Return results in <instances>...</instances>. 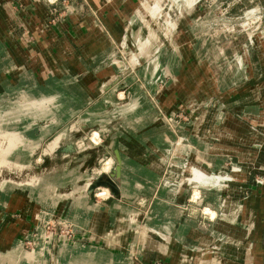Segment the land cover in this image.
I'll use <instances>...</instances> for the list:
<instances>
[{"label": "crops", "instance_id": "0c3cea01", "mask_svg": "<svg viewBox=\"0 0 264 264\" xmlns=\"http://www.w3.org/2000/svg\"><path fill=\"white\" fill-rule=\"evenodd\" d=\"M255 1L217 0V3L225 11L236 10L235 14L241 15L238 18L246 20L250 11L264 14V0ZM149 2L152 18L157 12L162 14L167 4V0ZM142 3L134 7L140 15L148 4ZM120 16L117 7L107 5L105 0H0V102L6 101V94L15 106L22 101L53 100L60 110L50 121L60 124L72 121L84 110L78 119L80 128L103 120L106 104L100 95L105 85H109L107 89L112 87L115 78L111 63H106L110 41L105 26L116 38L117 30L113 29ZM230 38L235 49L230 60L227 56L222 58L223 62L215 57L212 60L204 52L209 80L228 84L232 94L241 88L243 92L247 88L263 90L264 30L252 33L237 30L230 33ZM252 46L256 49L253 56ZM202 55L198 50L199 59ZM193 73L200 76L197 69ZM166 86L178 91L186 88L176 80ZM173 91L172 96L161 100L170 121L179 107L178 94ZM246 100L249 102V97ZM255 100L264 101V90ZM255 104L245 108L255 110L253 122L264 127V106ZM242 106L237 105L239 112L245 109ZM128 110L120 125L123 130L113 145L122 159L121 178L116 181L120 199L111 195L96 200V195L88 194L94 180L91 177L84 179L82 186L78 185L80 178L75 179V188L69 194L59 192L50 178L40 180V187L33 189L28 183H0V264H138L135 255L145 264H264V182H250V175L241 169L234 175L235 190L234 186L224 185V189L233 192L230 194L235 201H226L223 218L211 223L218 210L208 203L206 210L210 212L197 213L187 222V216H191L187 209L172 207L168 199L158 200L160 194L153 195L151 190L154 150L168 145L164 142L170 138L169 126L147 99L139 97ZM13 111L0 117V125L9 124L11 118H6V123L4 117L15 114ZM188 112L195 121L200 120L196 110ZM56 126L12 130L5 127L0 136V154L4 153L14 166L38 169L40 158L32 160L28 152L36 156L48 130ZM187 127L175 132L178 138L191 139L193 135L190 126ZM245 127L229 114L218 129L231 133L236 148L254 151L258 143L239 139ZM94 135L99 138L97 132ZM216 136L225 142L220 131ZM57 143L52 144V154L57 152ZM212 150L216 153L218 146ZM221 157L216 160V168L228 164V159ZM241 161L244 165L248 163L243 157ZM204 164L201 162V167ZM190 170L192 177L185 181L196 184L206 181V170L199 166ZM100 190L103 188L97 189ZM243 191L251 194L243 197ZM145 202L148 210L142 222L138 215ZM237 217L240 218L237 225L230 226V219ZM48 224L54 226L52 232L47 231ZM68 228L70 233L65 231ZM156 231H161L162 236H157ZM222 234L227 236L221 250L223 257L214 256L211 250L188 254L192 243L202 247L218 245Z\"/></svg>", "mask_w": 264, "mask_h": 264}, {"label": "rangeland", "instance_id": "374dc122", "mask_svg": "<svg viewBox=\"0 0 264 264\" xmlns=\"http://www.w3.org/2000/svg\"><path fill=\"white\" fill-rule=\"evenodd\" d=\"M105 1L107 5H115L117 14L120 13L121 16L120 19L117 17V26L113 29L117 30L116 38L111 36L112 34L105 26V33L110 41L106 63H111L115 70V78L112 87L107 89L109 85H105L102 96L100 95L106 104L105 114L101 116L103 120L91 123L89 127L80 128L78 119L83 110L74 117L73 123L70 120L60 124L50 121V117H56L60 110L53 100H45L44 103L22 101L15 106L8 100L11 96L4 95L6 101L0 102V117L11 110H15L13 111L15 114L4 117L5 120L6 118L11 119H9V124L0 125V136L2 132H5L3 131L5 127L12 130L24 126H33L38 129L51 125L57 126L48 130L42 142L41 151L37 152L36 156L32 151L28 152L32 160L40 158L38 169L32 166H14L7 161L4 153H1L0 183L9 181L16 185L28 183L30 189H33L35 186L40 187V180L50 178L59 192L69 194L73 192V181L77 178H80L78 185L82 186L85 183L84 179H89V177L94 179V183L104 176H110L116 167L122 164L121 154L118 149L113 148V145L123 130L120 126L123 123V117L129 113L128 109L133 106V102L141 97L147 99L157 113L163 116L170 133L169 140L167 141L166 138L164 142L168 145H161L154 150L153 163L150 166L154 177L152 194H160L157 197L158 200L168 199V203L176 209H182V211L187 209L186 212L191 214L187 216V222L192 220L197 213L208 212L207 204L213 203L218 211L211 223L217 222L223 218L225 202L235 201L230 194L233 192L230 189H224V185L234 186L236 183L234 175L244 169L247 175H250V182L264 180V127L253 122L252 117L255 115V110L245 108L255 103H262L261 105L264 106V101L256 102L259 100H255V96L264 89L258 91V89L251 88L249 91L247 88L243 92L241 88L232 94L228 84L214 83L209 80L205 70L206 61L203 59L204 52H207L206 55L212 60L215 57L223 62L224 56L230 60V56L235 53L233 43L230 42V33L233 30H243L241 25L246 23V20L239 19L241 15H236V10L225 11L224 6L218 4L217 0H167L163 13L157 12L153 18L151 17V2H149L151 0ZM138 3L140 5L148 3L143 15L135 11L134 7L138 6ZM218 7H222L223 11ZM248 17L252 18V16ZM250 21L254 23L249 22V29L246 30L248 33L264 30V20L263 23L252 19ZM252 47L254 50H250L251 56L256 53V49ZM198 50L203 54L201 59L198 58ZM194 69L200 72V76L193 73ZM173 80L184 83L185 90L178 91L166 86ZM172 91L178 94L179 107L174 112L173 120L170 121L169 113L164 110L161 100L164 96H172ZM16 93L19 92L16 91ZM248 97L249 102L246 100ZM239 104L244 105L242 106L245 108L243 111H238L237 105ZM194 110L200 118L198 121H195L188 112ZM229 114L246 125L240 132L239 139L258 143L254 151L251 148H236L234 138H230L231 133L225 132L222 128L218 129L219 124H223ZM6 123H8L7 120ZM187 126H190V134L193 135L191 139L190 137L178 138L177 131L187 130ZM219 131L223 138H226L224 143L216 136ZM95 132L99 134L97 143L92 138ZM53 143L58 144L55 154L51 152ZM215 145L219 149L216 153L212 150ZM67 146H73L74 151L63 152L62 150ZM101 147L105 149L101 150ZM116 156L120 157L121 164L118 163ZM220 157L228 159V164L216 168V160ZM241 157L248 162L246 165L242 163ZM110 161V170H105L106 163ZM201 162L205 163L203 167H201ZM196 166L207 171L206 181L202 184L185 181L186 178L192 177L190 169ZM96 191L94 195H97L98 191ZM109 192L110 196L120 199V192L118 195H114L110 190ZM243 194V197H248L251 192L243 191ZM163 196L165 198H162ZM95 199H98L97 196ZM147 210L148 203L145 202L138 215V219L142 222L145 221L144 213ZM239 219V217L234 220L230 219L228 223L230 226H236ZM65 231L70 233V228ZM158 235L162 236V232L158 231ZM222 235L218 245L209 247L205 244L206 246L202 247L198 243H192L188 254L194 255V253L199 254L200 250H211L214 256L223 257L221 250L226 243L227 236ZM134 258L138 264H145L138 255Z\"/></svg>", "mask_w": 264, "mask_h": 264}, {"label": "water", "instance_id": "95a60500", "mask_svg": "<svg viewBox=\"0 0 264 264\" xmlns=\"http://www.w3.org/2000/svg\"><path fill=\"white\" fill-rule=\"evenodd\" d=\"M65 153L73 152V146H67L66 149L62 150ZM118 163L121 164V159L119 156H116ZM121 178V166L118 165L115 171L110 176H104L99 180L92 183L89 187L88 194L92 195L97 188H107L109 189L114 195H118L119 191L117 189L116 181H119Z\"/></svg>", "mask_w": 264, "mask_h": 264}, {"label": "built area", "instance_id": "2783aa9c", "mask_svg": "<svg viewBox=\"0 0 264 264\" xmlns=\"http://www.w3.org/2000/svg\"><path fill=\"white\" fill-rule=\"evenodd\" d=\"M249 16H252V18H247L246 19V23H244L243 25H241L242 27H243V30H248L249 28V25H250V23L249 22H252V23H254L253 21H250L251 19L252 20H255V21H257V22H259V23H263V20H264V14H262V13H259V12H257L256 10H253V11H250V15ZM246 29H245V28ZM232 32H235V30H233ZM111 167V166H110ZM110 167H109V169L108 170H110ZM230 180V179H229ZM257 181H261V182H264V180H257ZM104 189V188H103ZM105 191H107L108 193H110L109 192V190L108 189H106V190H100V191H98V193H97V197H99V198H109V196H110V194H108V196L107 197H102L101 195L102 194H104L105 193ZM226 203V202H225ZM53 228H54V226H52V225H50V224H48L47 226H46V229H47V231H49V232H52L53 231Z\"/></svg>", "mask_w": 264, "mask_h": 264}, {"label": "bare ground", "instance_id": "6f19581e", "mask_svg": "<svg viewBox=\"0 0 264 264\" xmlns=\"http://www.w3.org/2000/svg\"><path fill=\"white\" fill-rule=\"evenodd\" d=\"M94 135V134H93ZM98 136V135H97ZM96 135H94V136H92V138L94 139V142L96 141V143L98 142V140H99V138L97 137ZM109 167H110V164L109 163H106V166H105V170H108L109 169ZM103 169V170H104ZM197 192V191H196ZM108 192L107 191H105V193L104 194H102L101 196L102 197H107L108 196ZM195 197V196H194ZM208 212H210L209 210H208Z\"/></svg>", "mask_w": 264, "mask_h": 264}]
</instances>
